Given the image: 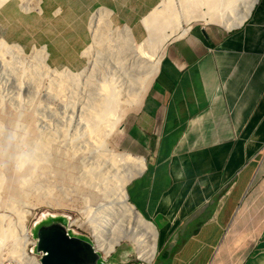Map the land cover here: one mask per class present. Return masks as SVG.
I'll list each match as a JSON object with an SVG mask.
<instances>
[{"label": "crops", "instance_id": "obj_1", "mask_svg": "<svg viewBox=\"0 0 264 264\" xmlns=\"http://www.w3.org/2000/svg\"><path fill=\"white\" fill-rule=\"evenodd\" d=\"M162 1L41 0L40 10H28L9 0L0 8V40L45 48L54 66L76 67L86 52L77 39L84 18L107 9L115 27H129L141 43L143 19ZM22 12L63 21L73 62L55 63L47 41L9 32ZM207 25L168 42L139 112H130V152L122 153L144 165L129 201L157 228L151 264H264V0L239 28Z\"/></svg>", "mask_w": 264, "mask_h": 264}, {"label": "bare ground", "instance_id": "obj_2", "mask_svg": "<svg viewBox=\"0 0 264 264\" xmlns=\"http://www.w3.org/2000/svg\"><path fill=\"white\" fill-rule=\"evenodd\" d=\"M256 3L257 0H163L144 17L147 35L141 43L135 41L129 27H113L110 12L101 9L92 32L93 46L85 53L90 58L89 69L77 73L69 69L60 72L45 69L44 74L51 78V87L56 93L68 87L85 92V100L82 101H77V97L76 101L72 100L74 94L70 93L72 102L66 106H72L73 116H78L76 119L79 118V125L84 130L83 138L95 153L86 166L84 184L91 190L103 189L109 202L101 204L96 215H86L85 219L75 220L71 225L77 224L91 232L96 250L105 260L127 241L135 246L138 259L148 264L154 259L158 247L157 228L136 210L127 192V186L142 171L143 160L116 150L110 143L112 135L127 114L140 109L156 77L165 47L173 37L185 35L194 22L220 25L227 31L239 28L248 20ZM6 47L9 44L0 41V48L5 50ZM2 50L0 67L7 68L10 61L2 54L11 59L15 54ZM111 67L118 72L112 73ZM49 139L42 138L26 146L29 150L25 151L24 157L29 156L31 162L38 166L46 160L43 158L49 152ZM120 170L123 171L121 176ZM36 190L44 191L40 186ZM9 209L18 216L20 233L17 235L7 216L0 215V245L11 238L13 245L9 250L12 255L23 264H39V257L29 252L35 245L27 225V216L32 215V211L23 213L13 203Z\"/></svg>", "mask_w": 264, "mask_h": 264}, {"label": "rangeland", "instance_id": "obj_3", "mask_svg": "<svg viewBox=\"0 0 264 264\" xmlns=\"http://www.w3.org/2000/svg\"><path fill=\"white\" fill-rule=\"evenodd\" d=\"M8 1L0 0V8ZM20 1L23 7L28 6L26 8L28 10L35 8L40 10L41 0ZM57 6L53 4V7ZM99 11L93 15L92 20H89L88 16L83 19L82 35L77 36V39H83V48L86 52L93 46L92 32L96 28ZM14 18L13 25H6L9 26V32L29 41H47L56 52L57 60L55 63L73 62V58L70 56L74 54L69 52L70 45L64 44L61 39L62 36H65L62 34L65 31V26L59 18H39L36 13L25 14L24 12L15 13ZM110 20L115 27L111 12ZM195 24L205 25L204 22H194L190 26ZM207 26L222 27L214 24ZM87 30H90L91 37L87 34ZM73 38L70 35L65 36L66 40ZM0 41L6 42L2 39ZM7 43L9 47H6L5 50L0 49L4 53L15 54V57L11 59L7 54H2L5 55L7 61H10V65L7 68L0 67V215L7 216L12 221L17 235L20 233L18 216L9 209V205L12 203L16 209L23 213L32 211V215L27 216L29 233H31L34 224L41 221L43 217L63 215L66 217L71 230L77 234L91 237L94 242L89 230L79 227L77 224L71 225L75 220L85 219L86 215H96L99 206L109 202L103 189L91 190L84 184L83 175L86 166L95 153L93 148L86 144V139L83 138L84 130L79 125V118L76 119L78 116H73V109L70 108L72 106L69 105L68 108L66 106L72 100H85V92L80 88L77 92V90L72 89L73 87H68L65 88L67 91L64 89L63 92L56 93L51 87V78L44 74L45 69L57 70L58 72L69 69L75 73L85 71L84 69L88 70L91 63L90 58L87 55L83 56L80 61L81 65L76 67H57L53 65V61H46L48 53L45 48L30 52L29 49L17 44ZM112 67L110 68L112 73L118 72L116 68L112 69ZM13 72L14 74H12ZM17 75H21L18 79L20 83H17ZM70 93L74 94L72 100V97H69L72 96ZM65 106L66 108L63 109ZM66 109L68 110L66 111ZM133 114H127L121 129L116 131L110 139L111 145L121 153L130 152L127 141V123ZM72 117L75 119L73 120ZM42 138H50L48 141L50 148L47 153L49 155L48 157L46 155L43 158L46 160L41 161L36 166L31 162L29 156L28 159L24 157L25 151L29 150L26 146L39 142ZM121 175H123L122 170L119 172V176ZM37 186L42 187L44 191L36 190ZM11 243L13 240L8 238L0 245V262L4 264L6 261H10L23 264L15 255L10 253L13 245ZM31 248L29 252L33 255ZM106 260H109L110 264H146L138 259L135 246L127 241L119 245Z\"/></svg>", "mask_w": 264, "mask_h": 264}, {"label": "water", "instance_id": "obj_4", "mask_svg": "<svg viewBox=\"0 0 264 264\" xmlns=\"http://www.w3.org/2000/svg\"><path fill=\"white\" fill-rule=\"evenodd\" d=\"M31 236V252L39 264H110L96 250L91 237L77 234L63 215H47L36 222Z\"/></svg>", "mask_w": 264, "mask_h": 264}, {"label": "built area", "instance_id": "obj_5", "mask_svg": "<svg viewBox=\"0 0 264 264\" xmlns=\"http://www.w3.org/2000/svg\"><path fill=\"white\" fill-rule=\"evenodd\" d=\"M4 264H16L14 262L6 261Z\"/></svg>", "mask_w": 264, "mask_h": 264}]
</instances>
